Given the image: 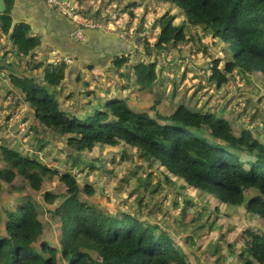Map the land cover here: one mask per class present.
I'll list each match as a JSON object with an SVG mask.
<instances>
[{
    "label": "trees",
    "instance_id": "obj_1",
    "mask_svg": "<svg viewBox=\"0 0 264 264\" xmlns=\"http://www.w3.org/2000/svg\"><path fill=\"white\" fill-rule=\"evenodd\" d=\"M114 1L126 2L131 8L139 6L132 0ZM155 1L179 8L188 26L209 33V43L228 46L231 59L223 62L221 68L220 58L213 59L209 83L218 88L226 86L235 71L259 74L264 79V0ZM129 15L132 17L131 12ZM175 19L168 12L156 19L159 33L152 45L153 52L179 54L183 44L193 42L184 27L175 24ZM11 23L5 9L0 14V34L8 37L17 57L26 60L24 73L28 69L32 73L42 70L30 77H9L10 85L21 93L38 127L64 138L65 146L79 156L92 154L98 146L120 148L125 157L129 156V148L144 163L158 164L186 186L211 195L220 204L242 207L247 216L264 221V141L258 138L264 126L262 130L257 126L254 132L235 131L213 113L191 110L185 105H179L170 115H162L153 104L149 108L152 116L130 110L123 100L100 105L97 97L99 105L92 114L85 113L80 118L63 112L53 98L65 78L66 66L43 67L40 62H33L39 39L28 35L27 24L11 27ZM130 59L129 54L123 53L113 57L112 66L118 77H132L131 81L151 91L158 78L156 61L135 57L131 63ZM122 69L124 72H120ZM68 157L76 160L77 167L83 166L84 160ZM0 162L4 166L0 180L10 189L14 188V179L20 177L31 190L41 192L56 176L62 189L58 194L41 192L42 205L53 207L49 213L59 227L58 248L41 239L44 228L37 206L27 200L14 210L5 208V217L0 219V264H58L59 260L65 264H188L187 256L164 231L156 234L157 227L143 224L132 214L114 218L98 206H90L86 201L95 191L90 185L81 186L71 174H59L37 158L3 146ZM86 167L88 172L94 169L92 164ZM83 196L85 199L81 200ZM185 200V204L193 205L192 200ZM240 237L242 263L264 264V235L247 229Z\"/></svg>",
    "mask_w": 264,
    "mask_h": 264
},
{
    "label": "rangeland",
    "instance_id": "obj_2",
    "mask_svg": "<svg viewBox=\"0 0 264 264\" xmlns=\"http://www.w3.org/2000/svg\"><path fill=\"white\" fill-rule=\"evenodd\" d=\"M69 1L75 6L73 15L78 22L107 27V31L115 34L122 32L119 36L134 41V47L138 53H142L144 61H156L159 71L155 85L167 84L168 87H161L158 92L156 88L153 90L160 99L159 107L156 97L142 98L141 107L148 111L145 113L154 116L149 111L152 104L156 110L157 107L160 109L158 113L164 114L172 109L171 105L182 103L191 110L213 113L217 119L227 121L235 131L248 129L254 132L257 126L261 127L258 130H262L264 79L259 74H238L235 71L226 86L218 88L209 83L213 59L220 58L218 67L221 68L223 62L231 59L232 54L227 45L209 43L208 32L188 26L184 14L175 5L155 0H132L139 6L131 8L126 6V2L119 4L114 0ZM165 12L176 17L175 24L183 26L185 34L193 41L183 44L179 54L173 51L166 55L165 52L155 53L152 50L159 33L156 19ZM117 79L128 91L137 94L142 89L131 81L132 77L129 80L116 76L107 82V88L111 92L120 91ZM89 88L92 89V86ZM96 97L95 95L93 98ZM53 99L60 107L61 103L55 92ZM0 100L5 101V97L0 96ZM80 104L82 102L78 98L75 104L63 109L82 118L85 113L92 114L99 105L91 100L79 111ZM0 106V147L37 158L59 174L69 173L81 186L90 185L95 195L85 201L90 206H98L109 216L119 218L124 213L132 214L143 224L157 227L156 234L164 231L187 256L188 264H243L239 257L243 244V238L240 237L242 232L249 229L264 235L263 220L252 215L247 216L242 207L220 204L211 195L186 186L182 180L169 175L158 164L144 163L129 148V156L125 157L122 154L126 153L120 148L98 146L93 149L92 154L79 156L65 146L64 138L38 127L34 120L30 122L28 118L21 119L24 111L14 112V115L19 116L17 119H9V125H6L3 122L5 120H2V111H8V107ZM21 121L27 125H20ZM203 134L205 135L202 132L201 135ZM258 138L264 141V132ZM68 155L84 160L83 166L77 167L74 164L76 160H69ZM88 164L94 167L90 172L86 171ZM3 168L0 162V170ZM57 177L45 184L46 189L41 192H61ZM11 185L13 189L0 180V219L3 221L5 217V208L14 210L18 204L31 200L37 206L36 211L44 228L41 239L49 246L58 248L59 227L49 213L53 207L43 206L42 193L31 190L20 177H16ZM187 198L192 200L193 205L185 204ZM80 199L85 198L83 196ZM35 250L37 251L36 248ZM91 256L96 259L94 253ZM58 264L65 263L59 260Z\"/></svg>",
    "mask_w": 264,
    "mask_h": 264
},
{
    "label": "crops",
    "instance_id": "obj_3",
    "mask_svg": "<svg viewBox=\"0 0 264 264\" xmlns=\"http://www.w3.org/2000/svg\"><path fill=\"white\" fill-rule=\"evenodd\" d=\"M3 5L4 10H8L11 18V27L17 23H25L29 27L28 35L39 39L40 45L34 50L33 62H40L43 67H55L62 64L66 66L62 85L55 90L57 99L61 103L59 108L63 111V108L75 104L78 98L82 102L79 108L80 111L81 107H84L91 100L98 102V100L93 98L95 95L101 100V105L115 99L123 100L130 110L137 113L148 112L141 107V100L144 97H156L157 106L160 104V99L154 94L153 90L156 88L155 90L158 92L161 87L166 89L168 87L167 84L164 86L157 85L151 91L144 89L142 91L141 89L136 94L128 91L129 89L126 90L127 87L117 79L120 91L111 92L107 88L108 80L118 77L116 70L112 66L114 56H119L122 53L129 54L131 63L135 61V57L144 58L142 53H138L139 51L134 47V41L132 42L127 40V37L119 36L122 32L115 34L112 31H84L83 40L79 41L72 35L76 29L75 24L65 16L46 7L42 0H3ZM134 48L137 52H135ZM28 66H30V63ZM26 67V60L17 57L8 37L0 34V96H4L6 101L0 100V105L8 107L7 112L2 111V120H5L3 122L6 125H9V119H17L19 115H14V112L17 113L18 111H24L21 119L28 118L30 122L33 121L29 106L23 102L21 93L14 89L9 82L10 76L18 78L24 76ZM41 72L42 70L40 69L32 73L28 69L26 75L30 77L32 74L37 75ZM120 72H124V70L122 69ZM90 85L92 89L89 88ZM89 91L92 93L88 95L87 92ZM179 105L184 104L177 105L175 103V105H171L172 109L170 111H165L162 115H170ZM158 107L157 109L160 110ZM158 110L156 111L159 112ZM66 113L72 114L70 111ZM22 124L24 126L27 125V123L21 121L20 125ZM6 137L8 138L9 136Z\"/></svg>",
    "mask_w": 264,
    "mask_h": 264
},
{
    "label": "built area",
    "instance_id": "obj_4",
    "mask_svg": "<svg viewBox=\"0 0 264 264\" xmlns=\"http://www.w3.org/2000/svg\"><path fill=\"white\" fill-rule=\"evenodd\" d=\"M46 7L55 12L65 16L66 18L70 19L76 26V29L73 32V37L76 40L82 41L83 40V33L84 31L90 30H99V31H107V27L101 28L97 24H85L80 23L74 17L75 6L69 0H42ZM66 62V61H62ZM59 63V62H58Z\"/></svg>",
    "mask_w": 264,
    "mask_h": 264
},
{
    "label": "water",
    "instance_id": "obj_5",
    "mask_svg": "<svg viewBox=\"0 0 264 264\" xmlns=\"http://www.w3.org/2000/svg\"><path fill=\"white\" fill-rule=\"evenodd\" d=\"M3 11H4L3 0H0V14H2ZM259 129H261V127Z\"/></svg>",
    "mask_w": 264,
    "mask_h": 264
}]
</instances>
